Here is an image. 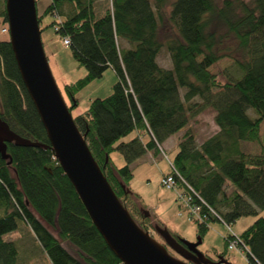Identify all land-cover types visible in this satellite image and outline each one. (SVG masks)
<instances>
[{
	"label": "trees",
	"instance_id": "trees-1",
	"mask_svg": "<svg viewBox=\"0 0 264 264\" xmlns=\"http://www.w3.org/2000/svg\"><path fill=\"white\" fill-rule=\"evenodd\" d=\"M99 1L105 0H51L38 22L50 16L47 26L68 39L73 58L86 69L63 85L69 110L77 105L76 92L106 69L116 75L110 94L91 99L73 120L130 216L153 236L152 217L127 184L130 164L147 152L159 155L178 131L165 175L197 208V233L206 231L207 220L257 215L264 209V0H106L98 10ZM0 17L3 28L5 0ZM164 19L170 30L161 36ZM163 47L170 68L158 62ZM223 58L232 60L234 74L211 72ZM206 107L214 111L217 131L198 143L188 122ZM0 118L18 135L49 144L8 37L0 38ZM246 142L258 143L259 152L244 148ZM112 150L124 164L112 162ZM6 154L0 153V264H19L37 253L44 264H121L50 147L9 142ZM19 223L29 235L20 239L27 255L21 258L18 243L3 238ZM232 237L227 234L226 242ZM236 238L247 264H264V214Z\"/></svg>",
	"mask_w": 264,
	"mask_h": 264
},
{
	"label": "water",
	"instance_id": "water-1",
	"mask_svg": "<svg viewBox=\"0 0 264 264\" xmlns=\"http://www.w3.org/2000/svg\"><path fill=\"white\" fill-rule=\"evenodd\" d=\"M8 40L23 85L39 115L49 144L12 131L0 118V153L6 143L50 147L92 223L122 264H221L188 242L155 226L163 242L143 230L120 202L93 158L50 71L40 37L36 0H5ZM148 215V211L144 210ZM166 246L177 256L169 253Z\"/></svg>",
	"mask_w": 264,
	"mask_h": 264
},
{
	"label": "rangeland",
	"instance_id": "rangeland-1",
	"mask_svg": "<svg viewBox=\"0 0 264 264\" xmlns=\"http://www.w3.org/2000/svg\"><path fill=\"white\" fill-rule=\"evenodd\" d=\"M220 2L221 0H215ZM107 2L98 3V10H102ZM169 10V5L164 6L163 14ZM102 13V12H99ZM41 15V14H40ZM51 20L50 16L45 15L39 23L41 27V41L43 50L47 58V62L52 76L64 96L63 85L74 81L86 73V69L82 65H78L73 58L68 45L63 43L54 27L47 26ZM166 25L161 28V36L170 30V25L164 19ZM3 25L0 17V38L8 37V32L1 30ZM158 62L162 66L171 67L170 57L163 47L158 55ZM213 73L234 74L235 68L231 59L223 58L216 62L210 68ZM222 77V76H221ZM226 77H228L226 75ZM116 80V75L111 68L106 69L103 74L90 81L75 94L77 105L70 110L72 116L85 110L91 99L95 97H105L111 92V87ZM64 98V97H63ZM195 135L198 143L206 137L217 131V125L214 122V111L210 107L204 108L199 114L190 118L188 122ZM264 132V125L261 124L259 133ZM133 133L129 134L125 139H129ZM177 135L168 139L160 147L159 155L152 156L147 152L138 159L134 160L130 165L132 168V177L127 182L131 191L135 192L152 217L154 225L159 228H166L170 233H174L179 238L188 242H194L197 237L200 243L197 249L208 256H221L225 259L224 264H247L246 250L238 245L236 235L240 234L257 215H263L264 209H258V214L242 215L231 223H225L219 219L207 220V229L202 234L197 233V224L195 219H199V214L192 205L186 204L188 196L184 193V187L175 185L173 188H167L161 184V179L167 174L178 147ZM176 141V142H175ZM247 150L259 152L260 145L255 142H246L244 145ZM112 162L118 166L125 163L123 155L118 150L110 152ZM232 189V187H230ZM153 237L159 241L161 238L157 231L152 230ZM227 234H232V240L228 243L225 240ZM24 236H29L26 226L19 223V226L3 235L5 239L15 240L20 247V258L27 256L25 254V246L20 242ZM25 244L27 243V240ZM172 253L177 256L173 251ZM46 258L41 254H35L22 260L19 264H44ZM122 264V263H121Z\"/></svg>",
	"mask_w": 264,
	"mask_h": 264
},
{
	"label": "built area",
	"instance_id": "built-area-1",
	"mask_svg": "<svg viewBox=\"0 0 264 264\" xmlns=\"http://www.w3.org/2000/svg\"><path fill=\"white\" fill-rule=\"evenodd\" d=\"M1 30L3 32H8L7 26L3 27ZM63 43L67 44L68 43V39L64 38L63 39ZM161 184L166 186L167 188H173L175 186V181H174V178L171 175H165L161 179ZM188 202H189V199L187 198L186 204H188ZM193 208H195V207H193ZM195 210L197 211V208H195Z\"/></svg>",
	"mask_w": 264,
	"mask_h": 264
},
{
	"label": "crops",
	"instance_id": "crops-1",
	"mask_svg": "<svg viewBox=\"0 0 264 264\" xmlns=\"http://www.w3.org/2000/svg\"><path fill=\"white\" fill-rule=\"evenodd\" d=\"M50 1L51 0H37L36 1V7H37V12H38V14H41L43 11H44V9H45V7L50 3ZM102 2H104V1H99L98 3H102ZM105 2H106V0H105ZM182 132L183 131H178V132H176V133H174L173 135H171V136H169L164 142H166L168 139H170L171 137H174V135H177V142H178V140H179V137H180V135L182 134ZM164 142L162 143V145L164 144ZM176 142V141H175ZM161 145V146H162Z\"/></svg>",
	"mask_w": 264,
	"mask_h": 264
},
{
	"label": "flooded vegetation",
	"instance_id": "flooded-vegetation-1",
	"mask_svg": "<svg viewBox=\"0 0 264 264\" xmlns=\"http://www.w3.org/2000/svg\"><path fill=\"white\" fill-rule=\"evenodd\" d=\"M161 238V237H160ZM161 241L163 242L162 238H161ZM166 248H168L166 246ZM171 250V249H170ZM172 251V250H171ZM174 255V254H173ZM177 255V254H176ZM175 256V255H174ZM212 260H218V256H209ZM221 264H224V263H221Z\"/></svg>",
	"mask_w": 264,
	"mask_h": 264
}]
</instances>
